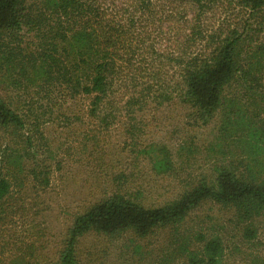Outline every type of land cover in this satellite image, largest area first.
<instances>
[{"label":"trees","instance_id":"1","mask_svg":"<svg viewBox=\"0 0 264 264\" xmlns=\"http://www.w3.org/2000/svg\"><path fill=\"white\" fill-rule=\"evenodd\" d=\"M0 67L65 100L85 97L87 115L105 126L178 104L199 126L217 120L216 146L239 155L216 166L212 182L162 206L121 192L102 199L75 216L59 264H79L76 245L86 234L174 229L204 200L232 208L241 222L264 212V0H0ZM0 125L38 130L1 94ZM168 159L158 145L152 169L168 173ZM9 191L0 172V203ZM186 251L191 264H217L222 247L211 239L199 256Z\"/></svg>","mask_w":264,"mask_h":264},{"label":"rangeland","instance_id":"2","mask_svg":"<svg viewBox=\"0 0 264 264\" xmlns=\"http://www.w3.org/2000/svg\"><path fill=\"white\" fill-rule=\"evenodd\" d=\"M26 39L30 46L32 36ZM0 94L41 134L0 125V172L10 182L0 203V264H59L75 216L102 199L121 192L162 206L200 180L212 182L216 166L239 157L216 146L217 120L199 126L178 104L105 126L87 115L85 97L65 100L61 90L33 87L4 67ZM158 145L169 154L168 173L152 169ZM199 239L219 241L217 264H264V212L241 222L232 208L204 200L174 229L144 237L86 234L76 257L79 264H191L186 250L201 255Z\"/></svg>","mask_w":264,"mask_h":264}]
</instances>
